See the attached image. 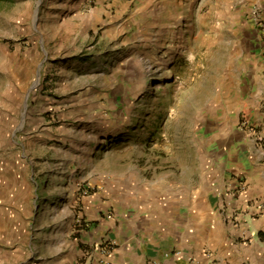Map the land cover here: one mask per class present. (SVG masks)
Here are the masks:
<instances>
[{
    "label": "rangeland",
    "instance_id": "rangeland-1",
    "mask_svg": "<svg viewBox=\"0 0 264 264\" xmlns=\"http://www.w3.org/2000/svg\"><path fill=\"white\" fill-rule=\"evenodd\" d=\"M240 2L0 0V264L90 263L94 218L114 211L92 202L121 175L177 190L206 168L222 213L206 263L264 264L247 173L264 182L261 56ZM228 202L262 208L234 225Z\"/></svg>",
    "mask_w": 264,
    "mask_h": 264
},
{
    "label": "crops",
    "instance_id": "crops-1",
    "mask_svg": "<svg viewBox=\"0 0 264 264\" xmlns=\"http://www.w3.org/2000/svg\"><path fill=\"white\" fill-rule=\"evenodd\" d=\"M256 6L264 9V0L240 2L250 43L255 48L254 53L261 56L253 60L255 80H260V84L250 93L253 100L260 101L264 98V41L259 38L258 25L252 16ZM262 129L264 132V123ZM250 163L253 167L247 168L251 178L248 181L256 191L264 192V182L255 180L258 172L255 167L260 163ZM212 173L211 168L203 169L198 181L193 183L189 176L187 182H179L182 186L177 190L173 184H163V179L158 176H143L135 181L131 173L121 175L118 184L111 187L108 200L94 198L91 205L94 213L99 212V215L103 206L106 207L108 203L114 206V211L106 214V217L96 216L89 230L94 231L97 240L113 243L114 247L109 253L96 249L95 259L87 264H149L155 261L190 264L187 259L189 255L207 264L205 249L216 244L217 228L222 222V213L216 212L219 209L215 202L217 187H214L215 176ZM242 224V227H250V223ZM173 249H181L184 253L182 256L168 253Z\"/></svg>",
    "mask_w": 264,
    "mask_h": 264
},
{
    "label": "built area",
    "instance_id": "built-area-1",
    "mask_svg": "<svg viewBox=\"0 0 264 264\" xmlns=\"http://www.w3.org/2000/svg\"><path fill=\"white\" fill-rule=\"evenodd\" d=\"M252 16L254 17V19L256 20L257 22V25H258V30H259V38L264 41V9L262 7H254L253 8V11H252ZM241 188V192L244 193L248 190L247 188V183H243L242 186L240 187ZM226 202V201H225ZM223 206L224 205V201H223ZM222 206V207H223ZM228 208H227V213L229 212V214H231V223L234 224V225H238V223L240 222V219H242V217H247L249 216V214H254L256 212V210H259L261 211V208L262 206H260V208H258V206H255V208H251L249 207L248 205V208H247V212H246V215H240L241 213H238L237 212V209H234L232 208L231 204L228 202L227 204ZM239 215L236 216L237 214ZM239 221V222H238ZM114 247V244L113 243H106V244H101V246H99V249H101L103 252H106V253H109L112 251V248ZM169 252H174L176 256H182L183 255V251L181 249H173V250H170L168 251ZM187 259L188 261L190 262V264H203L201 262V260H198L196 257H194L193 255H189L187 256ZM149 264H164L163 261H155V262H152V263H149Z\"/></svg>",
    "mask_w": 264,
    "mask_h": 264
},
{
    "label": "bare ground",
    "instance_id": "bare-ground-1",
    "mask_svg": "<svg viewBox=\"0 0 264 264\" xmlns=\"http://www.w3.org/2000/svg\"><path fill=\"white\" fill-rule=\"evenodd\" d=\"M148 88H150V86Z\"/></svg>",
    "mask_w": 264,
    "mask_h": 264
}]
</instances>
